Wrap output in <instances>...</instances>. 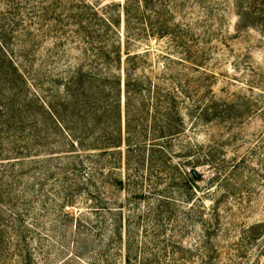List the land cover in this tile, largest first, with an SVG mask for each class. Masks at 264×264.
<instances>
[{
    "label": "rangeland",
    "instance_id": "1",
    "mask_svg": "<svg viewBox=\"0 0 264 264\" xmlns=\"http://www.w3.org/2000/svg\"><path fill=\"white\" fill-rule=\"evenodd\" d=\"M39 1L52 3L53 8L42 15L38 2L28 6L25 0L0 1V34L33 85L31 92L46 102L67 103L62 117L70 129L59 132L52 130L53 124L48 129L43 122L37 128L28 121L16 141L26 148V159H12V151L0 156L4 192L0 190V264H124V246L133 241V253L143 246L162 253V247L178 252L180 242L194 246L202 238L199 220L178 242L169 220L165 239H152L157 232L147 214L154 209L157 194L162 196L157 190L166 188L164 196L173 200L178 213L175 224L184 221L186 202L180 187L166 182V170L155 167L160 174L151 173L144 159L143 165L138 163L139 172L133 174L138 159H130L126 166L124 139L117 163L107 171L124 181L129 174V189L107 186L102 195L94 197L96 188L101 190V178L89 180L92 163L83 150L93 141L87 137L82 146L77 144L70 130L78 136L83 129L75 128L79 121L72 117L84 118L82 105L93 111L103 104L105 93L100 86L106 82L113 87L119 77L124 130L127 52L140 54L141 59L136 60L139 76L151 78L162 92L176 88L181 92L178 116L183 124L176 127L180 133L169 139L164 153L180 169L183 164L194 167L200 176L195 194L204 200L207 210L203 215L216 216L205 231L209 237L203 238L202 260L264 264V35L258 28L238 27L237 0H75L89 6L78 19L63 0ZM248 2L243 4L249 6ZM260 4L257 0L256 6ZM80 20L90 23L78 24ZM161 22L168 32L163 35ZM173 35L179 38L173 39ZM189 54L198 64L196 68L187 59ZM77 75L74 83L78 89L73 86L71 91L78 104L73 107L65 88ZM100 99L103 102L97 103ZM153 100L145 105L149 114L155 108ZM109 113L107 123L114 112ZM38 129L39 141L33 147L27 145L29 136H34L32 131ZM162 142L148 140L144 149ZM75 153L85 163L80 177H74L68 168ZM181 173L174 174L178 178ZM75 184L81 187L79 191H74ZM141 192L152 195L145 200L149 195L143 197ZM93 198L105 199L103 206L111 211L101 216ZM59 210L73 219L64 223ZM113 213H120L116 221L123 233L120 253L109 250L107 243L115 223ZM255 224L263 226L254 236L258 232L251 231ZM174 241L177 244L171 245ZM200 260L190 264H202ZM187 262L158 260L157 264Z\"/></svg>",
    "mask_w": 264,
    "mask_h": 264
},
{
    "label": "trees",
    "instance_id": "2",
    "mask_svg": "<svg viewBox=\"0 0 264 264\" xmlns=\"http://www.w3.org/2000/svg\"><path fill=\"white\" fill-rule=\"evenodd\" d=\"M25 1L28 6L34 5L35 3L37 4L38 2L39 6H41V9L39 10L42 15L50 8H53L52 3L50 2L45 1L44 4H41L39 0ZM63 1L65 2V5H70L69 11H74L73 18L75 19H78V16L82 18V16L86 14L84 11L89 10V6L78 4L75 0ZM247 1L248 0H237L238 27L258 28V30L264 35V0H261L260 6H256L257 0H249V6H245L243 3H246ZM7 3H9L8 0ZM4 5L7 4L5 3ZM144 7L146 8L147 5L145 4ZM129 11L130 9L126 8L125 13H128ZM77 23H84L87 26L90 23V20L86 22L80 20ZM161 24L160 35L168 33L165 30L166 25L162 22ZM107 29H109L108 26ZM173 30L175 31L174 33H177L176 29ZM181 37H184V35L181 34ZM177 38L179 37L173 35V39ZM137 59H141L139 53L131 54L130 52H127L124 68V130L119 106V77L115 78L114 84L116 85L113 87H108V83L106 84V82L100 86V91L105 93L103 96L105 98L103 104H98L99 107L93 109V111L91 110L92 107L86 106V104L84 107L82 105L83 110L80 113L84 118H81L80 120L79 118H74V116L72 117L76 123L79 121L78 127L75 128L83 129V131H80V134L77 133L78 136H76L74 129L70 130L73 139L76 140L77 144L82 146L83 141L86 140L87 137L93 141L90 147L84 145L83 150L88 153L86 156H88L92 163V167L87 173L89 180L91 181L92 177L99 175L101 178V186L99 185L101 190L96 188V195L94 197L102 195L103 191L107 189V186H110L112 189H129V174L127 175V180L124 181L119 177L112 178L113 173L107 171L108 168L113 169L114 165L117 163L116 157L120 155L121 151L119 147L122 145L124 139V143L127 146L125 156L126 166H130V159L135 157L138 159L137 162H135L134 170L132 171L133 174L139 172L140 166L138 163L142 162L143 165L144 159L148 163L149 172L159 175V172L157 173L154 171L155 167L158 168V171L166 170L168 175V177L165 176V180L168 179L166 182L174 183L178 188L180 187L181 194L184 195V202H186V205L185 207L183 206L182 210L183 216H185L183 219L184 221L175 224L176 222H174V220H176L175 218L178 213L173 205V200L164 196L166 188L165 190L164 188L157 190L162 196H158L157 194L154 209L151 208L147 214L149 221L157 232L152 239L158 237H163V239H165V227L167 223H169V220L171 230H173L178 242L181 234H187L191 228L198 226L199 220L201 223L200 227L204 229L202 238L194 246L182 244V242L179 243L178 252L180 255L176 250L168 252L165 247L161 248L160 251L162 253H160L158 250L151 251L144 246L139 247L138 252L133 253L132 248L136 241H133V244H126L124 246L125 249L127 248L126 254L123 256L124 264H157L158 260H187V264H190L192 261L200 259L202 264H213L212 260H202L205 255L204 250H206V248L202 246L204 244L203 238L204 236H207V238L209 237L208 233L205 235V231L211 227L213 220H216V216L210 212L208 213V216L203 215L204 211H207L205 204H203L204 200L195 194L196 183L200 180V176L194 167L187 168L186 165L183 164V169H180L179 165L170 161V154L167 156L164 153V151H167L169 139L180 133L179 128L176 127L180 123L183 124V122H181L182 119L178 116L180 109L178 101L180 100L179 94H181V92H179L178 88L162 92L161 89L157 88L158 86L155 85V82L152 81L151 78L139 76L137 74L139 65L136 61ZM187 59H190L189 61L191 62V65L196 68L198 64L193 59V55L189 54ZM78 78L79 76L77 75L69 80L67 84L68 86L65 88L66 94L71 97L69 100H72L73 107L77 106L76 104H78V101L76 99L73 100L75 95L74 91H71V87L76 86L74 80ZM105 79L107 80L108 78ZM31 87H33V85L30 84L19 64L13 59V52L8 48L7 40L0 34V156L4 153L7 155V153L12 151L15 156L12 159H17V161L26 159V157L23 156L26 154V148L21 147V143H17L16 141L18 138H21L19 136L21 134L18 133L19 131L24 130L25 124L28 121L33 127L35 126L37 128L39 126L38 123L41 126L40 122H43V124L46 123L47 126H49L48 124H53L52 130L56 129L59 132H61V129L66 130L69 128L62 117V112L67 109V103L61 104L60 102L57 105V102H54L53 100H49L48 102L43 101L35 93L31 92ZM181 90L186 94L185 88L181 87ZM76 92H78V90H76ZM151 99H154L152 105L155 108L153 109L152 114H149L148 108L145 107V105H148ZM103 101L100 99L97 103ZM81 102L82 100L79 98V104ZM107 102L109 103L106 106ZM60 104L61 108H58L59 111L56 109V106L59 107ZM112 104L118 105L113 107ZM111 109L114 112L112 115V121L107 123L105 119L106 116L110 115L109 112ZM80 121H83L84 123L80 124ZM48 129H50V126ZM32 132L34 136H29V139L26 138L27 145H30L31 147L35 146L40 138L39 129ZM5 140H7V142H5ZM148 140L154 142L163 140V142L161 144L154 143L148 146V149L145 151L144 148L146 147V141ZM29 151L30 150H28L27 153H29ZM136 151L139 155L135 153ZM84 165L85 163H83L81 156L76 154V156L73 155V160L69 163L68 168L70 169L71 174H74V177H80L85 170ZM175 172L182 173L176 178L174 174ZM155 179L157 182V178ZM75 186L74 191H79L81 187L77 184H75ZM0 190L3 192L2 188H0ZM151 193L152 192L145 194L144 192H141V195H149L145 196V200H148L152 195ZM204 197L207 196L205 195ZM93 200L96 201L97 199L93 198ZM104 203L105 199L102 198H99V200L95 202V209H100L99 212L103 217L105 216L104 211H111V209H107L103 206ZM97 204H99V206H97ZM63 206L64 204H61L60 208H63ZM113 214L115 215V223L111 232V240H107V243L109 245V250L120 253L122 245H119L122 243L123 233L121 231V223L116 222L120 219V213ZM59 216L62 217L64 223L72 220L74 217L72 215L68 217L60 210ZM99 222L102 225L105 223L103 221ZM262 226L263 224H255L252 226V232L258 231L256 234H253L254 236L261 233L257 228ZM18 231H20V229ZM127 241L129 242L128 239ZM166 241L167 240L164 242ZM116 244L118 245V248L116 247ZM175 244H177V241L171 243V245ZM137 246H139L138 242Z\"/></svg>",
    "mask_w": 264,
    "mask_h": 264
}]
</instances>
